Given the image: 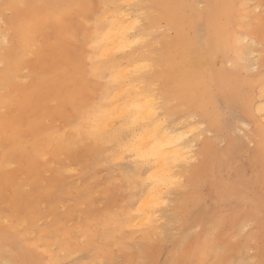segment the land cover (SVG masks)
I'll return each mask as SVG.
<instances>
[{
	"label": "bare ground",
	"instance_id": "obj_1",
	"mask_svg": "<svg viewBox=\"0 0 264 264\" xmlns=\"http://www.w3.org/2000/svg\"><path fill=\"white\" fill-rule=\"evenodd\" d=\"M147 1L149 8H152L148 14L154 13L152 17L144 14L145 7H123L127 3L143 5L141 0H102V9L95 18V27L87 45L89 57H99L103 61L91 65L86 73L81 69H72L65 71L63 77L58 73L53 75V83L65 80L69 88L60 96L61 101L55 111L57 115L72 107L80 97L83 76L94 77L97 88L106 89L104 102L96 100L77 105L80 118L76 125L77 135L81 139H89L104 134L100 147L85 151L82 155L88 157L85 160V177L94 171L96 165L103 164L104 147L112 143L116 151L111 159L121 162L128 158L133 164V176L123 174L122 187L129 192V184L139 183L132 209L129 205L124 210L118 208L120 213L117 209L113 214L100 213L98 219H92L78 231L77 237L84 239L81 253L85 256L87 252H94L90 264L95 260L101 263L106 254L99 241L112 243V234H117L116 242L124 239L121 229L127 224L130 227L150 228L158 219L161 207L168 203L170 190L182 185L181 170L190 163L185 157L191 156V161L194 159L195 137L201 135V129L205 127L212 132L216 140H229L231 131L241 125L240 118H245L254 129L250 143L253 147L249 153L253 172L246 177L238 172L233 182L228 176L221 175L230 153H219L214 143L209 142L203 152L204 164L194 171L191 181L185 185V195L180 198L176 211L182 243L187 239V228L196 227L198 234H203L201 243L197 241L194 246L201 257L195 260V252L191 251L180 258L169 254L168 250L163 262L157 261L156 264H173L174 261L213 264L217 255L211 251V245L205 244L208 236L205 232L209 227L219 226L224 220L227 230L224 240L242 236L241 233L249 225L257 229L252 234V239L259 242L255 257L257 264H264V78L255 81L246 66L249 62L253 69L264 70V59L253 49L254 41L247 40V34L234 29V22L239 17L237 0ZM246 1L241 0V5H246ZM0 2V9L13 12L4 26H0V45L8 46L7 54L0 61L4 64L0 69V91H4L8 107L18 105L21 110V119L10 122L13 129L3 130L0 108V135L6 134L12 143L10 151L4 154V160L6 163H20L23 169L28 170L29 180L35 183L42 144L47 139L38 137L24 146L19 130L22 122L40 117L42 113L29 90L23 85L12 87V82L19 79L20 69L35 73L46 63L42 58L39 39L43 27L55 29L60 19L69 10L79 8L83 0ZM138 16L141 23L135 31H130ZM150 20L163 24L172 33L166 50H163V57L158 60L160 69L152 75L150 73L156 67L145 55L147 51H132L145 45L152 23ZM58 37V57L52 61V65L64 67L71 58V44L65 27L59 30ZM33 53L38 57L34 67H22L23 58ZM11 93L14 94L12 98ZM148 98L154 100L158 109L159 120L156 123H145L143 116L146 113L138 112L134 107L143 105ZM170 99L176 101V111L169 107ZM182 107H186L187 116L193 118V122L185 124V121L177 119ZM137 116L141 119L132 126ZM157 124H161V127L157 128ZM32 127L38 128L37 120ZM153 131L156 132L154 140L149 139ZM55 143L60 151L68 148L61 138H56ZM161 144L168 146L161 149ZM49 186L59 193L63 192L58 172L49 180ZM204 190L209 191L211 200L208 202L201 193ZM131 198L129 193L126 201ZM36 201L37 189L33 187L27 197L16 192L14 204L15 207L26 208ZM220 213L225 214V219ZM63 219L60 217L54 221L49 232L54 239L48 241H43L46 230L34 233V237L28 241L24 234H16L10 226H7L6 232L0 229V241L8 242L14 251L10 261L65 264L76 253L66 240L76 237L66 232V239H57ZM33 244L37 247H31ZM40 247H44V251H40ZM52 248L62 261L52 254ZM76 264L88 263L80 261Z\"/></svg>",
	"mask_w": 264,
	"mask_h": 264
},
{
	"label": "rangeland",
	"instance_id": "obj_2",
	"mask_svg": "<svg viewBox=\"0 0 264 264\" xmlns=\"http://www.w3.org/2000/svg\"><path fill=\"white\" fill-rule=\"evenodd\" d=\"M102 0H83L79 8L69 10L55 29L43 27L40 35L42 46V58L46 61L35 73L31 70L20 69L18 71L19 79L12 82V87L23 85L29 90V94L36 99L37 106L41 109L40 117H32L31 120L22 122L20 125V137L25 146L38 137L46 138L42 144V154L38 159V178L35 183L29 180L28 170L22 168L18 162L6 163L4 154L12 148L10 138L6 134L0 135V229L6 232L7 226H10L16 234H24L26 240L30 241L34 233L46 230L47 234L43 241L53 240L49 235L56 219L64 217L60 228L57 231V239H66V232L76 237L66 240L70 242L74 255L65 264H76L81 262L91 263L94 252H87L84 256L81 253V245L84 239L78 236V231L85 227L92 219H98V215L103 212L113 214L118 208L124 210L127 206H135V196L139 190V183L129 184V192L122 187L123 174L126 177L133 176V164L126 158L120 161H114L111 156L116 151L112 143L104 147L102 157L104 162L101 166L96 165L94 171L85 177L86 162L88 157L82 156L85 151H91L101 146L104 134L89 139H81L77 135L79 122V109L77 105H84L99 101L104 102L106 98V89H98L97 80L89 75L82 77V86L80 97L74 101L72 107L66 109L61 115L55 114L60 104V96L63 91L68 92L69 88L65 80L53 83V75L58 73L61 77L65 71L72 69H81L89 72L90 66L101 63L103 60L99 57L91 59L89 57V46L87 40L95 27V18L99 16L102 9ZM143 1L146 6L144 14L152 11L149 8V2ZM239 3V17L234 22V29L237 32L248 35L247 40H253L254 50L260 53L264 59V0H247L246 5ZM2 5V2H0ZM81 9L83 10L81 12ZM13 12L0 9V26L12 17ZM152 21V20H150ZM149 22V21H147ZM145 22V24L147 23ZM35 26L38 23H34ZM65 27L68 32V39L71 44L70 62L64 67L52 65L58 55L56 47L58 45V32ZM147 33L144 46L134 48L132 51L143 52L155 63V70L150 73H158L159 62L163 57V50L169 43V35L172 33L164 28L163 24H157L152 21ZM166 30V31H165ZM8 52V46L0 45V61ZM37 54L33 53L23 58L22 67H34L37 61ZM250 73L255 81L259 82L264 78L263 69H253L251 63L247 62ZM4 67L0 62V69ZM62 71V72H61ZM80 83H78L79 85ZM14 96L10 94V98ZM169 107L176 111L177 103L170 99ZM1 121L4 124L3 130H12L10 122L13 119H21V110L18 105L8 107L5 93L0 91ZM186 107L181 108V113L177 119L185 121V124L193 122L186 113ZM37 120L38 128L34 129L32 123ZM241 125L230 133L229 140H216L212 132H208L205 127L201 129V135L195 137L194 159L181 170L182 185L170 190L169 200L166 205L161 207L158 213V219L150 228L130 227L128 224L121 229V235L124 239L116 242L117 234L111 235L112 243L99 241L105 248L106 257L99 263L98 260L92 264H156L162 263L165 252L175 254L181 258L191 251L195 252L196 259L201 257L200 252L194 250L195 243H201L203 234H198L196 227L187 228V239L184 243L181 241L180 222L177 218V207L180 198L185 195L186 186L192 179L194 171H198L204 164L203 152L207 149L208 143L213 142L216 150L220 153L229 152L227 161L223 164L221 175L229 177L234 181L237 173L248 176L253 172L250 167L249 153L252 149L251 140L254 136L252 125L245 118H240ZM56 138H61L68 148L60 151L55 143ZM37 144V143H36ZM55 172L59 173L63 192L59 193L50 188L49 180ZM35 187L37 189V201L35 204H29L26 208L23 206L15 207L16 192L27 197L29 191ZM129 193L132 198L129 201ZM204 200H211L209 191H201ZM115 202L117 203L115 206ZM209 204V203H207ZM211 206V205H210ZM130 216L131 213H130ZM222 219L225 214L220 213ZM223 223V224H222ZM220 222L219 226L209 227L205 232V244L211 245V251L217 256L213 264H257L255 257L257 240L252 239L254 230L253 225L246 227L242 236L224 240L226 225ZM92 230V228H91ZM214 238V243L210 242ZM114 242V243H113ZM44 249V247H40ZM56 250L52 248V254L56 255ZM179 253V254H178ZM14 256V251L8 242L0 241V264L10 261ZM57 256V255H56ZM84 256V257H83ZM58 261H62L57 256ZM208 264V262H207Z\"/></svg>",
	"mask_w": 264,
	"mask_h": 264
},
{
	"label": "snow or ice",
	"instance_id": "obj_3",
	"mask_svg": "<svg viewBox=\"0 0 264 264\" xmlns=\"http://www.w3.org/2000/svg\"><path fill=\"white\" fill-rule=\"evenodd\" d=\"M126 9H141L146 6L136 4V3H127L126 5H123ZM115 23V21H113ZM141 23L139 16L137 17L134 24L131 25L130 31H135L136 27ZM138 42V41H135ZM134 107L138 110V112L146 113V115L143 116V120L145 123H156V121L159 120V117L157 116L158 109L155 107V102L152 98H148L143 105H134ZM141 119L140 116H137L133 119V125L135 126L137 120ZM161 124H157V128H160ZM156 138V132L153 131V134L149 139H155ZM137 139H143V137H138ZM182 139V138H181ZM168 145L161 144L160 148L163 149L164 147H167ZM185 160L187 162H191V156L185 157ZM210 242L214 243V238H210ZM31 247H37V245L33 244ZM40 251H44V249H39ZM179 254V253H178ZM4 264H25L24 261H6ZM173 264H188V262H181V261H174ZM204 264V262H202ZM219 264V262H217Z\"/></svg>",
	"mask_w": 264,
	"mask_h": 264
}]
</instances>
